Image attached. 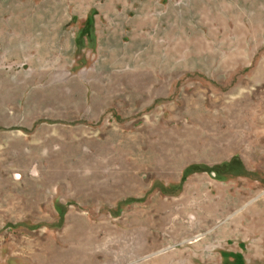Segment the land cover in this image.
<instances>
[{"label": "rangeland", "instance_id": "obj_1", "mask_svg": "<svg viewBox=\"0 0 264 264\" xmlns=\"http://www.w3.org/2000/svg\"><path fill=\"white\" fill-rule=\"evenodd\" d=\"M0 264H264V0H0Z\"/></svg>", "mask_w": 264, "mask_h": 264}]
</instances>
